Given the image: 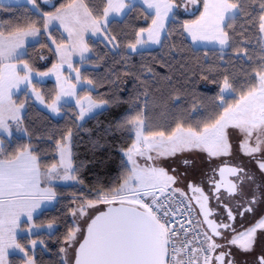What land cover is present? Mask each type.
I'll return each instance as SVG.
<instances>
[{
	"label": "snow or ice",
	"instance_id": "obj_1",
	"mask_svg": "<svg viewBox=\"0 0 264 264\" xmlns=\"http://www.w3.org/2000/svg\"><path fill=\"white\" fill-rule=\"evenodd\" d=\"M16 3L31 6V15L0 21V133L11 137L15 125L17 131L29 134L23 125L29 93L53 116H60L74 99L78 111L73 124L78 131L68 128L54 140L50 162L31 143L8 151L0 139V264H42L40 254L48 249L41 233L53 237L56 221L38 224L36 219L58 203L60 184L84 185L82 169L89 164L109 166L107 137L116 134L128 142L119 149V175L107 184L98 180L91 188L82 187L73 196L71 221L60 240L61 264H69V252L71 264H264V215L243 230L233 226L237 215L243 217L264 204V0H103L102 6L91 7L85 0H65L54 12H42L37 0ZM197 6L202 10L196 18L181 22L177 31L193 44L218 45L215 54L221 63L193 73L197 80L217 84L218 95L208 112L198 111L193 103L190 115H196L189 119L184 116L189 110L182 108L183 96L196 81L186 73L182 82L162 77L171 89L165 98L154 66L141 62L137 68L130 60L133 53L143 57L141 49L150 44L167 47L175 60L177 46L168 42L173 35L169 22L177 19L180 9L188 12ZM4 8L0 2V10ZM126 10H140L151 23L136 30L121 53L109 25L118 22L110 17L126 15ZM238 21L242 22L237 27ZM54 23L55 30L62 28L59 41L50 31ZM250 28L255 29L252 51L245 35ZM89 34H100L121 56L122 74L134 82L135 90L127 98L111 90L110 95L94 98L96 82L73 68V54L79 55L81 65L91 60L86 55L92 52ZM41 36L54 46L49 51L56 57L47 71L34 69L25 59L29 39ZM160 66L172 67L163 60ZM45 77H54L57 84L49 103L37 87ZM119 81L117 73L109 83L119 90ZM78 85L86 95L77 94ZM17 94L24 100L14 99ZM123 103L129 105L126 112L103 127L98 123L95 135L88 130L91 158L77 163L74 136L86 130L79 121L98 120ZM234 133L239 137L235 151ZM240 155L255 163L258 174L237 159ZM213 160L219 164L207 177L211 189L206 193L205 181L190 177L202 172V161ZM166 161L172 163L165 166ZM182 180L188 181V192L176 187ZM210 200L223 208L220 215ZM225 200L234 203L235 213ZM10 255L19 257V262L10 260ZM249 255H254L251 261L246 259Z\"/></svg>",
	"mask_w": 264,
	"mask_h": 264
},
{
	"label": "trees",
	"instance_id": "obj_2",
	"mask_svg": "<svg viewBox=\"0 0 264 264\" xmlns=\"http://www.w3.org/2000/svg\"><path fill=\"white\" fill-rule=\"evenodd\" d=\"M85 2L88 3L90 7L92 5L102 6L103 4V0H85ZM63 3H65V0H58L54 6L45 7L41 0H37V4L40 5L42 12H54L56 8L60 7ZM4 5L5 8L0 10V21L11 20L15 22L31 15L29 12L31 6L19 7V5L14 4ZM199 10L202 9L199 8L198 11ZM198 11L192 15H184L179 12L177 19L169 22V27L172 29L173 35L168 38V42L177 46L175 60L168 55L167 47H158L142 51L144 53L143 57L137 54H131L130 60V63L136 65L137 68L140 66L141 62L154 66L155 71L160 74L161 79L158 87H160L161 92L164 93L165 98H167V93L171 89L168 87V82L164 81L162 77L170 75L173 81L182 82L184 79L182 73H186L192 80H195V87L190 90L189 94L183 96L182 108L189 110L184 112V116L189 119L196 115V113L190 115L193 103L197 105L198 111L208 112L215 107L214 100L218 95L217 84L211 83L210 80H197V76L193 75V73H199L201 68L207 64L221 63L218 56L215 54L218 52V48H195L189 38L185 39L184 36H180L177 31L181 22L195 19L196 15H198ZM33 19H36V17H33ZM115 21L118 22L109 25V34L117 37V40L121 44V48L119 49L121 53L124 52V44L133 39L134 32L139 28L148 27L151 23L150 19L144 18V14L140 10L127 13L123 19ZM241 22L242 21H238L236 26L238 27ZM55 29L57 28L52 30L53 36L59 41L61 30ZM245 35L251 41L250 51H252V47L256 44L255 29L250 28ZM39 41L40 43L28 46L29 55L25 57V59L28 60L34 69L46 71L56 62V57L49 51V47H52V45L45 36H41ZM88 43L92 49L93 55L91 56L90 62L85 63L89 66L81 69V74L82 76L86 75L97 84L95 89L91 92V95L94 98H99L102 94L110 95L111 90L112 92H116L119 96L127 98L135 89L133 87L134 82L131 78L123 76L122 74L123 62L121 61V56L117 55V51L112 50L111 47L102 40L89 38ZM33 45L35 46L33 47ZM42 45H48V47ZM205 53H207V56H205ZM41 56H46L47 61L44 62L43 59H40ZM98 57L100 59H98ZM225 59H227V56H225ZM162 60L170 63L172 65L171 69L161 67L160 63ZM181 65H184V67H181ZM81 66L80 63L75 65L76 68H81ZM244 67L247 68L248 66L244 65ZM235 71L237 75L240 74L239 68L235 69ZM117 73L120 74L119 90L116 89L114 84L109 83V80L114 79ZM37 87L45 96L46 101L50 102L49 97L54 93L57 85L54 81H47L37 84ZM79 94L86 95L87 93L80 90ZM155 95L159 96L160 93H155ZM105 98H107V96H105ZM14 99L20 102L24 100V96L18 95L15 96ZM26 105V115L23 125L28 129L29 134L27 136L14 135L11 138L3 137L6 149L11 151L19 144L31 143L34 148L41 150L43 159L50 162L55 155L54 140L59 139L61 133L68 128H72L74 133L78 131L73 124L75 114L78 110L75 105H69L68 109L64 111L63 117L55 119L49 113L40 109L29 96ZM128 107V104L123 103L119 107L113 108L105 115L100 116L98 120L87 119L82 123L86 130L79 131V136H74L73 140V152L77 163L80 160H89L91 158V153L88 152V145L86 143L89 139L88 130H91L93 135H95L98 123L101 127L107 125L110 119L126 112ZM49 135L52 136V140L47 138ZM107 140L108 153L111 155L109 166L107 168H100L98 165L94 166L89 164L86 168L82 169L79 175L80 178L84 180V185L71 186L60 184L56 189L58 203L56 202L52 208H49L36 219L38 224H47L51 220L56 221L55 235L53 237L49 238L47 235L41 233V238L44 239L48 249V251H43L40 254L42 264H61V257L64 254L59 251L61 247L60 240L65 232V224L71 221L68 210L73 206V196L79 195V189L85 186L91 188L98 180L107 184L119 175V149L126 147L128 142L123 139L120 134H116L114 137H107ZM20 242L22 244L24 243L23 238H20ZM37 251L40 252V249L38 248ZM9 259L19 262V257L14 255H11Z\"/></svg>",
	"mask_w": 264,
	"mask_h": 264
},
{
	"label": "rangeland",
	"instance_id": "obj_3",
	"mask_svg": "<svg viewBox=\"0 0 264 264\" xmlns=\"http://www.w3.org/2000/svg\"><path fill=\"white\" fill-rule=\"evenodd\" d=\"M57 1H58V0H50L49 3L45 4V3L43 2V0H41V2L43 3V5H44L45 7H52V6H54V5L57 3ZM0 2H2L3 4H10V5H13V4H14V5H18V4L16 3V0H0ZM19 4H27V0H19ZM198 9H199V6H197V9H194L193 11L185 12L183 9H180L179 12H181V13L184 14V15H192L193 13L195 14V13L198 11ZM126 14H127V10H126ZM124 17H125V15H122V16H120V17H115V16H113V17H110V19H112V20H120V19H123ZM57 27H58L57 24L54 23V24L52 25V27L50 28V31H52L54 28H57ZM60 30L62 31V28H61ZM65 35H66V34H65ZM89 38H92V39H94V40H102V41H104V40H103V37H102L100 34H98L97 36H91V35L89 34V36L87 37V39H89ZM189 39H190V38H189ZM36 40H40V37H37ZM36 40H32V39L30 38V39H29V44H28V46L31 45V44H35V43H36ZM104 42H105V41H104ZM193 45H194L195 48H218V45L206 44V43H199V44H193ZM89 46H90V45H89ZM108 46L111 47L110 45H108ZM52 47H54V46H52ZM158 47H160V46H158V45H151V44H150V45L146 46L145 48L141 49V51L150 50V49H155V48H158ZM90 48H91V47H90ZM111 49H112V48H111ZM112 50L117 51L116 49H112ZM133 54H135V53H133ZM86 55H88V56L91 57V56L93 55V52L88 53V54H86ZM44 57H45V59H43V61L46 62V61H47V60H46V56H44ZM77 63H79V55H78V54H73V56H72V64H73V68H76L75 65H76ZM87 66H89V65L83 64V65L81 66V68H79L80 72H81V69H82L83 67H87ZM46 71H47V70H46ZM69 71H70V70L67 69V66H65V75H68ZM47 81H54V82L56 83L54 77H45L44 80H43V83H44V82H47ZM73 82H74V81H73ZM56 85H57V84H56ZM80 90H81V88H80V86L78 85V86H77V94H78V95H80V94H79V91H80ZM40 92H41V91H40ZM41 94L43 95L42 92H41ZM18 95H20V94H17V96H18ZM28 96L32 98L33 102H34V103H35L40 109H42V110L46 111L47 113H49L53 118H55V119H60V118L63 117V115H64V111L61 113L60 116H53V115L50 113V111H49L48 109H46L43 105H41L40 102H39L38 100H36L35 97H33V96L31 95V93H29ZM43 96H44V95H43ZM14 97H15V96H14ZM44 98H45V96H44ZM45 103H49V102H47L46 99H45ZM69 105H75V100L72 99V100L70 101ZM75 106H76V105H75ZM26 108H27V105H26ZM76 108H77V110H78V107H77V106H76ZM87 119H88V118L86 117V118H85V121H86ZM85 121H79V122H80V123H84ZM11 131H12V136H14V135H17V136H21V135L27 136L26 134L17 131L15 125H12ZM2 136H5V137H7V138H11V137H12V136H11V137H8L7 134H5V133H0V139H2ZM232 139H233V145H234V150H235V149H236V146H237V144H238L239 137H238V135H236V134L234 133L233 136H232ZM204 162H205V161H202V162L200 163V166H201ZM169 163H172V162H171V161H166V162H165V166H168ZM172 166L175 167L176 165L173 164ZM178 170H179V169H178ZM62 185H64V184H62ZM176 187H178V186L176 185ZM55 203H56V202H53L52 204H50V205L48 206V209H49V208H52V207L55 205ZM102 207H103V206H102ZM55 229H56V225H54V229H53V231H55ZM10 256H11V255H10ZM10 256H9V258H10ZM68 262H69V264H71V252L68 253Z\"/></svg>",
	"mask_w": 264,
	"mask_h": 264
},
{
	"label": "flooded vegetation",
	"instance_id": "obj_4",
	"mask_svg": "<svg viewBox=\"0 0 264 264\" xmlns=\"http://www.w3.org/2000/svg\"><path fill=\"white\" fill-rule=\"evenodd\" d=\"M235 151V150H234ZM224 159V158H221ZM238 160L244 161L247 165V168L253 172H257L256 169V165L254 162H249V158L245 157V156H238L237 157ZM219 164V161L217 160H213V161H205L201 166L200 169H202V172H200L198 175H196L195 177H190V179H195L196 182H200L201 180L205 181V183H203V187L205 189L206 193H210V189H211V185L208 184L207 181V177L209 175H211L212 173V169H214L217 165ZM258 174V172H257ZM188 183L187 180H182V181H178L177 182V186L181 189H183L185 192H188L189 190L186 187V184ZM247 191V189H246ZM189 195H191V193L189 192ZM225 203H229V207H233V211L235 213V207H234V203L229 202L227 200H225ZM217 202L215 200H210V206L215 208L217 215H220L223 212V208L222 207H217ZM193 207L194 208H198L197 205H195V201H193ZM264 215V204H258L254 211L252 213H245L243 217L237 215L236 220L234 222V227H236L238 230H243L244 228H247L249 226H252L257 220L258 218ZM197 216V213H196ZM257 253H259V248H257ZM254 258V255H249L246 257L247 260L251 261Z\"/></svg>",
	"mask_w": 264,
	"mask_h": 264
},
{
	"label": "built area",
	"instance_id": "obj_5",
	"mask_svg": "<svg viewBox=\"0 0 264 264\" xmlns=\"http://www.w3.org/2000/svg\"><path fill=\"white\" fill-rule=\"evenodd\" d=\"M192 217H193V219H195L197 216H196V211H193V213H192Z\"/></svg>",
	"mask_w": 264,
	"mask_h": 264
},
{
	"label": "crops",
	"instance_id": "obj_6",
	"mask_svg": "<svg viewBox=\"0 0 264 264\" xmlns=\"http://www.w3.org/2000/svg\"><path fill=\"white\" fill-rule=\"evenodd\" d=\"M10 124H11V122H9ZM24 136V135H23ZM3 137H5V136H2V139H3Z\"/></svg>",
	"mask_w": 264,
	"mask_h": 264
}]
</instances>
